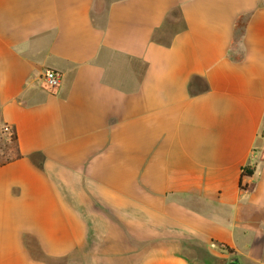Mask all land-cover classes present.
Wrapping results in <instances>:
<instances>
[{"label":"crops","instance_id":"crops-1","mask_svg":"<svg viewBox=\"0 0 264 264\" xmlns=\"http://www.w3.org/2000/svg\"><path fill=\"white\" fill-rule=\"evenodd\" d=\"M4 125L0 264H264V0H0Z\"/></svg>","mask_w":264,"mask_h":264},{"label":"built area","instance_id":"built-area-1","mask_svg":"<svg viewBox=\"0 0 264 264\" xmlns=\"http://www.w3.org/2000/svg\"><path fill=\"white\" fill-rule=\"evenodd\" d=\"M42 80L49 89H56L61 84L62 75L58 71L47 70ZM1 133L6 144L15 143V131L11 126L4 125L1 129Z\"/></svg>","mask_w":264,"mask_h":264},{"label":"rangeland","instance_id":"rangeland-1","mask_svg":"<svg viewBox=\"0 0 264 264\" xmlns=\"http://www.w3.org/2000/svg\"><path fill=\"white\" fill-rule=\"evenodd\" d=\"M14 146H15V143L6 144L4 142L3 137H2V133H0V151H4V150H7V149H10L11 150ZM12 156H13V153L9 157L11 158Z\"/></svg>","mask_w":264,"mask_h":264},{"label":"trees","instance_id":"trees-1","mask_svg":"<svg viewBox=\"0 0 264 264\" xmlns=\"http://www.w3.org/2000/svg\"><path fill=\"white\" fill-rule=\"evenodd\" d=\"M15 140H16V136H15ZM13 149H14V147L11 149V151H13ZM14 152V151H13ZM8 160H10V159H5V158H3L2 156H0V166L1 165H3L6 161H8ZM249 173L248 174H251V172L250 171H248ZM245 174H247V172L245 173ZM229 252H231L229 249H227Z\"/></svg>","mask_w":264,"mask_h":264},{"label":"water","instance_id":"water-1","mask_svg":"<svg viewBox=\"0 0 264 264\" xmlns=\"http://www.w3.org/2000/svg\"><path fill=\"white\" fill-rule=\"evenodd\" d=\"M229 264H239V260H238V258H232L231 260H230V262H229Z\"/></svg>","mask_w":264,"mask_h":264}]
</instances>
